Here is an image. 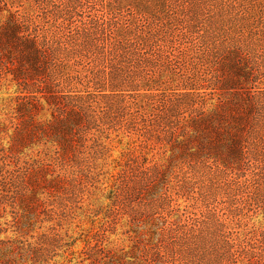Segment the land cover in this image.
<instances>
[{"label":"rangeland","instance_id":"1","mask_svg":"<svg viewBox=\"0 0 264 264\" xmlns=\"http://www.w3.org/2000/svg\"><path fill=\"white\" fill-rule=\"evenodd\" d=\"M0 264H264V0H0Z\"/></svg>","mask_w":264,"mask_h":264}]
</instances>
